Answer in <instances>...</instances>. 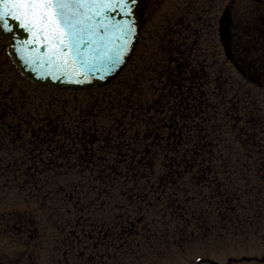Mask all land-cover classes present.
<instances>
[{
    "label": "trees",
    "instance_id": "trees-1",
    "mask_svg": "<svg viewBox=\"0 0 264 264\" xmlns=\"http://www.w3.org/2000/svg\"><path fill=\"white\" fill-rule=\"evenodd\" d=\"M199 55L141 54L102 87L46 99L0 77V226L28 247L56 233L100 264L263 238L264 97Z\"/></svg>",
    "mask_w": 264,
    "mask_h": 264
},
{
    "label": "flooded vegetation",
    "instance_id": "flooded-vegetation-1",
    "mask_svg": "<svg viewBox=\"0 0 264 264\" xmlns=\"http://www.w3.org/2000/svg\"><path fill=\"white\" fill-rule=\"evenodd\" d=\"M138 9V46L156 40L160 60L195 61L200 54L198 60L218 63L224 71L232 64L264 84V0H140Z\"/></svg>",
    "mask_w": 264,
    "mask_h": 264
},
{
    "label": "snow or ice",
    "instance_id": "snow-or-ice-1",
    "mask_svg": "<svg viewBox=\"0 0 264 264\" xmlns=\"http://www.w3.org/2000/svg\"><path fill=\"white\" fill-rule=\"evenodd\" d=\"M136 4L137 0H0V29L11 33L9 21H16L30 33L24 43L43 38L50 45V63L68 66L71 58L75 74L84 79L70 82L90 83V78L111 76L125 62L137 33L132 19ZM112 13L128 19L117 20ZM110 30L114 38L109 37Z\"/></svg>",
    "mask_w": 264,
    "mask_h": 264
},
{
    "label": "rangeland",
    "instance_id": "rangeland-1",
    "mask_svg": "<svg viewBox=\"0 0 264 264\" xmlns=\"http://www.w3.org/2000/svg\"><path fill=\"white\" fill-rule=\"evenodd\" d=\"M156 42V40H149L143 43L145 46L141 44L137 48L126 72H129L132 68L141 66V54H144L148 58V61L152 57L159 55ZM0 71V77H2L4 82L16 81V88L20 89L24 87L25 90L28 89L26 94H30L35 98L42 97L43 99L50 96L53 97L50 93L51 90L43 93L41 87L33 88V85L29 81L18 74L7 55L6 42L1 36ZM232 75L236 77L235 74ZM243 82L246 83L247 81L244 80ZM247 86L252 90V94L264 97L263 87H258L254 83H248ZM36 91L39 93L35 94ZM52 94L59 96L54 92ZM66 94L60 93L61 96H66ZM78 95L80 97V93ZM2 199L0 191V218L2 217V213L7 209ZM5 227V223L0 226V229H2L0 232V264H100L98 259L94 262H89L90 257L88 255H83L82 258H79L63 242L57 244L55 239L60 236L56 233L50 234V237H45L43 240L35 239L34 246L30 241L28 247L23 242L17 240L18 234L15 230L11 228L6 231ZM21 236L23 237L22 241H25V234H21ZM34 247L35 249L33 250ZM105 260H103V264H116L112 258L109 259L108 257ZM197 262H199L198 264H264V237L234 239L224 242H211L209 244L196 243L185 248H175L162 258L149 257L142 261L132 260L127 264H197Z\"/></svg>",
    "mask_w": 264,
    "mask_h": 264
},
{
    "label": "water",
    "instance_id": "water-1",
    "mask_svg": "<svg viewBox=\"0 0 264 264\" xmlns=\"http://www.w3.org/2000/svg\"><path fill=\"white\" fill-rule=\"evenodd\" d=\"M138 4L139 0H137V4L134 7V15L132 17V19L135 21L137 33L133 38V42L127 56H125L124 58L125 62L121 65L117 72L113 73L111 76L106 77L103 80L90 78V83L70 82L72 80L84 79L82 75L75 74L74 67L71 65V58L69 57L68 66H64L62 61L59 62V67L57 66V63H50L48 59L50 55V45L48 43H45L43 41V38H41V41L39 43L35 40H33L32 43H24L25 41L31 39L30 33L18 27L16 21H9L10 25L13 27V32L9 33L0 29V35L7 42V53L15 68L31 82L43 86L58 87L63 89L96 88L106 84L111 79H113L123 69V67L129 60L136 46L140 31L141 19L140 13L138 12ZM7 8L11 9L12 11H16V8L13 5H8ZM112 15H114L117 20L128 19V17H121L118 13H112ZM97 19H99V17H97ZM223 34L226 35V40L224 42L226 43L227 52L229 54V28H227L226 31L223 32ZM109 37L114 38V33L112 30L109 31ZM33 49L37 50L33 51ZM85 55H90V52L85 51Z\"/></svg>",
    "mask_w": 264,
    "mask_h": 264
}]
</instances>
